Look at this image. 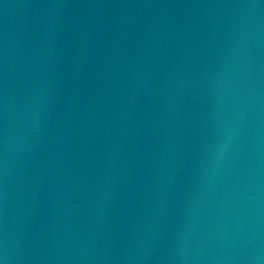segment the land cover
I'll return each instance as SVG.
<instances>
[{
  "label": "water",
  "instance_id": "95a60500",
  "mask_svg": "<svg viewBox=\"0 0 264 264\" xmlns=\"http://www.w3.org/2000/svg\"><path fill=\"white\" fill-rule=\"evenodd\" d=\"M0 264H264V0H0Z\"/></svg>",
  "mask_w": 264,
  "mask_h": 264
}]
</instances>
